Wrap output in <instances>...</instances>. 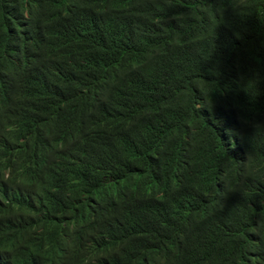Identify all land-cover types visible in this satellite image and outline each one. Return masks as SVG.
<instances>
[{"label": "trees", "instance_id": "trees-1", "mask_svg": "<svg viewBox=\"0 0 264 264\" xmlns=\"http://www.w3.org/2000/svg\"><path fill=\"white\" fill-rule=\"evenodd\" d=\"M0 264H264V0H0Z\"/></svg>", "mask_w": 264, "mask_h": 264}]
</instances>
